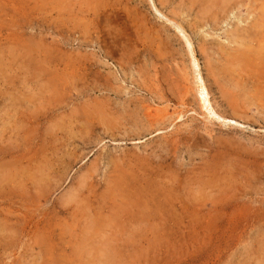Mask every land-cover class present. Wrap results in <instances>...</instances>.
I'll return each instance as SVG.
<instances>
[{
  "label": "rangeland",
  "instance_id": "1",
  "mask_svg": "<svg viewBox=\"0 0 264 264\" xmlns=\"http://www.w3.org/2000/svg\"><path fill=\"white\" fill-rule=\"evenodd\" d=\"M209 1L0 0V264H264V0Z\"/></svg>",
  "mask_w": 264,
  "mask_h": 264
},
{
  "label": "bare ground",
  "instance_id": "2",
  "mask_svg": "<svg viewBox=\"0 0 264 264\" xmlns=\"http://www.w3.org/2000/svg\"><path fill=\"white\" fill-rule=\"evenodd\" d=\"M212 1V0H211ZM211 1H209V2H211ZM218 1H220V0H218ZM207 2H208V0H207ZM222 2V1H221ZM224 2V6H226V3H225V1H223ZM223 2H222V4H223ZM209 4V3H208ZM211 4H213L212 2H211ZM210 4V5H211ZM209 6V5H208ZM213 6V5H212ZM223 6V5H222ZM211 10V9H210ZM222 14V13H221ZM259 31V30H258ZM261 31V30H260ZM235 33V32H234ZM264 33V32H263ZM248 34V33H247ZM250 34H251V32H250ZM253 35V34H252ZM258 34H256V36H257ZM262 35V34H261ZM254 37H250V38H255V35H253ZM259 38H260V36H259ZM258 38V39H259ZM263 38V37H262ZM256 39V38H255ZM257 39V40H258ZM248 40V39H247ZM251 40V39H250ZM246 45H247V43H246ZM251 45H252V43H251ZM263 46V45H262ZM259 47V46H258ZM242 49V48H241ZM246 49H247V46H246ZM255 49H257V48H255ZM263 51V50H262ZM248 52V51H247ZM252 54H253V56H254V53L253 52H251ZM250 53V54H251ZM260 54V53H259ZM261 55V54H260ZM248 56V55H247ZM252 56V55H251ZM250 57V56H249ZM256 57V56H255ZM253 58V57H252ZM264 59V58H263ZM247 61V60H246ZM259 62V61H258ZM262 63V62H261ZM247 64V63H246ZM241 65V64H240ZM262 69V68H261ZM260 69V70H261ZM263 70H264V67H263ZM198 93H199V95H200V98H201V101L203 102L202 104L205 106V107H207V105L209 106V100H208V98H207V96H208V93L206 92V90H205V88L203 87V86H201V88L199 89V91H198ZM229 93V92H228ZM222 200V199H221Z\"/></svg>",
  "mask_w": 264,
  "mask_h": 264
}]
</instances>
